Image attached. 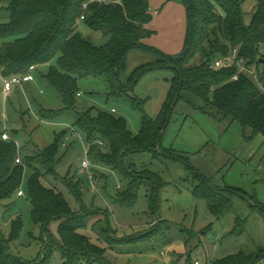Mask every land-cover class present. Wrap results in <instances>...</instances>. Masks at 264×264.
Returning a JSON list of instances; mask_svg holds the SVG:
<instances>
[{
  "label": "trees",
  "instance_id": "1",
  "mask_svg": "<svg viewBox=\"0 0 264 264\" xmlns=\"http://www.w3.org/2000/svg\"><path fill=\"white\" fill-rule=\"evenodd\" d=\"M0 2L5 3L11 16L9 22L0 23L2 76L24 75L33 65L36 70L41 65H51L46 79L61 95L63 108L50 110L41 107L40 116L44 120H53L60 112L75 113L76 120L70 126L82 131L93 164L111 168L128 181L127 189L120 190L118 186L115 203L125 208L133 206L138 189L145 186L150 210L158 215V197L169 182L152 165L155 161L165 164L167 160H172L185 162L189 175L182 181L188 182L194 197L207 202L216 218L234 212L232 196L236 194L248 198L253 202V207L264 211V204L254 196L241 188L222 189L212 185L199 169L190 164L188 158L172 146H164V136L172 113L181 99L219 123L239 122L245 128H250L253 134L264 136V63L260 62V59L264 60V0H259L255 6L250 23L245 21L244 0H182L187 8L188 32L184 49L178 55H170L144 42L154 33L147 28L153 20L149 0ZM81 21L108 37L107 42L96 45L85 38L78 30ZM134 50L155 58L140 64L123 79L128 69L129 54ZM235 52L237 60L243 61L249 69H255L254 75L240 72L239 78L235 80L233 77L239 71L237 63L223 68L214 66L216 59L231 56ZM161 67L171 68L175 76L159 116L152 118L146 113V100L133 92L144 73ZM87 77H103L109 86V100L123 102L137 109L142 118V128L138 134L130 130L124 117H116L95 107L78 108V82ZM3 134L0 136V202L22 191L25 168H33L28 192L35 224L42 227V238L46 240V257L39 262H44L58 249L63 264H111L105 257L108 249L120 251L129 244H152L161 239L160 236L167 235L165 228L171 229L158 216L159 221L153 227L136 231L132 236L119 237L116 229L111 227L108 208L96 206V194L94 201L88 203L86 194L90 191L85 188L84 180L79 175L76 181L59 176L57 166L66 154L61 151L62 139L67 137L66 131L57 136L52 145L35 153L23 152L16 141L4 139ZM140 154L149 155L151 162L135 161L134 157ZM19 158L21 161L17 162ZM98 172H94L95 183ZM47 174L66 182L79 209L71 206L57 185L48 186L43 182ZM98 216L101 219L93 222V229L100 230V239L106 242V247L95 244L90 236L80 232L87 229L90 221ZM54 220L59 221L60 237H56L49 228ZM245 224V219L237 217L231 233H240ZM21 229L22 222L18 217L14 220L9 239L0 232V264H32L10 251L9 242L18 239ZM206 230L182 228L188 237L198 233L203 235ZM259 262L264 264V247L258 253H239L210 263Z\"/></svg>",
  "mask_w": 264,
  "mask_h": 264
},
{
  "label": "rangeland",
  "instance_id": "2",
  "mask_svg": "<svg viewBox=\"0 0 264 264\" xmlns=\"http://www.w3.org/2000/svg\"><path fill=\"white\" fill-rule=\"evenodd\" d=\"M258 2L259 0H244L246 23L251 22ZM10 18L5 3L0 2V23L9 22ZM78 30L96 45H102L108 40V37L91 29L83 21L80 22ZM154 58L153 55L140 50L132 51L129 54L127 72L122 78L126 79L140 64ZM50 67V64L39 66L34 71L35 83L25 84L23 88L15 86L10 94L3 91V79L0 77V136L3 132L7 133L23 152L35 153L52 145L57 136L66 131L69 139L63 137L61 142V151L66 154L57 166L59 176L73 178V181L79 177L84 180L85 188L90 191L86 194L88 203L94 201L96 194V206L108 208L111 227L116 229L119 237L132 236L136 231L153 227L159 221L158 216L163 219L164 225L171 226L170 230L164 229L167 233L165 237L160 236L161 239L152 244H129L120 251L108 249L105 257L111 264H195L196 261L207 264L239 253H258L260 248L264 247V211L253 207V202L248 198L236 194L232 196L234 212L216 218L210 212L207 202L194 197L188 182L182 181L189 175L185 162L182 161L167 160L165 164L155 161L152 165L169 182L158 197V215L150 210L145 186L138 189V197L133 206L125 208L115 203L118 186L120 190L127 189L128 181L106 166H92L99 171L96 179L98 191H94L88 176L77 172L85 158L87 147L82 131L70 126L76 120L75 113L60 112L53 120H44L40 116L41 107L50 110L63 108L61 95L46 79ZM174 76L175 72L171 68H156L144 73L134 87L133 93L146 100L145 110L152 118L159 116ZM78 89L80 94L77 96V104L80 110L95 107L116 117H124L134 134L140 132L141 114L129 104L109 100V86L103 77L82 78L78 82ZM63 142H66L65 146ZM164 146H172L188 158L190 164L199 169L212 185H218L222 189L241 188L264 204L262 134H253L250 128H245L239 122L219 123L181 99L172 113L164 136ZM134 159L139 163L151 162L149 155L140 154ZM20 161L21 158L17 160ZM33 172V168H25L22 194L17 192L12 198L1 200L0 232L9 239L14 220L20 217L22 229L18 239L9 242L11 253L27 263L63 264L58 249L44 262H39L46 257V240L42 238V227L35 224L33 205L28 192V181ZM43 182L48 186L57 185L65 193L71 206L79 209L76 198L69 192L62 178L58 180L47 174ZM237 217L245 219L246 224L240 233L232 234ZM98 219H101V216L90 221L89 227L80 232L90 236L95 244L106 247V242L100 239V230L93 229V222ZM209 226L211 228L206 230ZM58 227V220L49 225L56 237H60ZM182 228L195 231L205 229L206 232L203 235L198 233L194 237H188L182 232Z\"/></svg>",
  "mask_w": 264,
  "mask_h": 264
},
{
  "label": "crops",
  "instance_id": "3",
  "mask_svg": "<svg viewBox=\"0 0 264 264\" xmlns=\"http://www.w3.org/2000/svg\"><path fill=\"white\" fill-rule=\"evenodd\" d=\"M149 2L153 20L147 28L154 33L144 42L170 55L180 54L184 49L188 32V14L185 4L182 0H149ZM35 82L36 80L25 84Z\"/></svg>",
  "mask_w": 264,
  "mask_h": 264
},
{
  "label": "built area",
  "instance_id": "4",
  "mask_svg": "<svg viewBox=\"0 0 264 264\" xmlns=\"http://www.w3.org/2000/svg\"><path fill=\"white\" fill-rule=\"evenodd\" d=\"M236 57H237L236 52L231 56L220 57V58L215 60L214 66L216 68H223V67L232 66L235 63H237V65L239 67V71L233 77V79H235V80H237L239 78L240 72H248L249 74L254 75L255 69H249L247 66L244 65V63H242L243 61L237 60ZM35 70H36V66L33 65L30 67V71L28 73H26L24 75H14V76L8 77V78L2 76V73L0 71V77L3 79V89H4L5 93H10L15 86H20L23 88L25 83L35 81L36 80V77L34 75ZM113 111H115V109H113ZM3 138L4 139H10V137L7 133L3 134ZM67 139H69V137H67ZM101 144H103V142H101ZM63 145L65 146L66 142H64ZM85 145L87 147V150L85 152V158L82 160L78 171L80 174L81 173L86 174L90 178V180L92 181L93 188H95L97 190L96 183H95V177H94L95 176L94 170L92 168L93 162H92L90 155H89V145L87 143ZM20 193L22 194L23 191H20ZM195 264H200V261H196ZM207 264H211V263L209 262Z\"/></svg>",
  "mask_w": 264,
  "mask_h": 264
},
{
  "label": "water",
  "instance_id": "5",
  "mask_svg": "<svg viewBox=\"0 0 264 264\" xmlns=\"http://www.w3.org/2000/svg\"><path fill=\"white\" fill-rule=\"evenodd\" d=\"M260 62L264 63V60L263 59H260Z\"/></svg>",
  "mask_w": 264,
  "mask_h": 264
}]
</instances>
